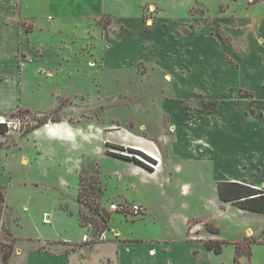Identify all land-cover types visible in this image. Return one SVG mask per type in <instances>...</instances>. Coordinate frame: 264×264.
Returning a JSON list of instances; mask_svg holds the SVG:
<instances>
[{"label":"rangeland","instance_id":"rangeland-1","mask_svg":"<svg viewBox=\"0 0 264 264\" xmlns=\"http://www.w3.org/2000/svg\"><path fill=\"white\" fill-rule=\"evenodd\" d=\"M248 1L254 0H0V122L9 128L0 134V264L13 251L7 228L15 213L22 210L12 229L31 236L51 223L54 209L74 202L89 240L114 237L105 235L112 219L123 236L143 238V247L171 243L187 254V220L191 238L220 236L224 251L214 263L232 264L237 244L235 264H264V214L219 204L216 188L234 170L242 143L232 123L237 130L244 110L264 119V80H253L258 94L234 86L240 77L225 62L240 61L222 52L243 30ZM248 9L261 17L264 0ZM61 119L80 126L91 145L79 173L70 168L64 180L59 157L38 153L48 140L28 135L43 120ZM127 131L133 139L122 136ZM137 136L158 149L156 173L109 153L139 156L128 150L141 145ZM263 148L238 151L236 177L264 189ZM123 196L142 200L146 218L108 210ZM18 242L14 261L25 264L30 241Z\"/></svg>","mask_w":264,"mask_h":264},{"label":"crops","instance_id":"crops-1","mask_svg":"<svg viewBox=\"0 0 264 264\" xmlns=\"http://www.w3.org/2000/svg\"><path fill=\"white\" fill-rule=\"evenodd\" d=\"M258 1L261 0L247 2L248 5L245 8L246 12L244 13L246 18L242 22L243 30L233 36L231 40H227L226 43L222 44V52H224V47L225 50H227V53H234L240 61V65L238 66L229 65L224 61L229 67L233 68L234 72L240 77V82H236L233 85L239 87L243 86L250 89L255 94H258L260 90L253 80L259 78L264 80V15L252 18L249 14L250 9H248V7ZM244 14L241 16H244ZM260 93L264 96V91H261ZM239 117L241 121L236 123L237 130L235 129V122L232 123L234 124L233 133L236 137L242 140L240 145L235 146L237 150L256 149L262 151L261 147H264V119H262V116L252 113L249 110L248 112L244 110ZM206 129L209 132L208 135H211L209 128ZM28 133V135L36 137L39 141H43V139L48 140V144L41 145L38 153L39 155L45 153V155L52 160L59 157L60 162H57L59 173L57 176L62 180L65 179L64 174L68 175V169L70 168H77V173H79L83 159L87 158L90 153V137L85 138L83 129L78 125H73L67 119H61L60 121H46L41 125L30 129ZM125 133H128V131L122 133V136L126 140L133 139ZM135 139L136 143L141 144L138 145L139 147L145 148L149 152L155 154L160 159L159 163H161L162 157L160 158V153L152 141L147 139H143L142 141L138 136ZM201 141L204 142V140ZM208 145V142L205 143V147L208 148ZM60 148H63V151H61ZM238 151L235 155L234 170L231 173L222 175L218 179L236 180L247 183L253 187H259L258 185L254 186L255 183L245 182L236 177L238 171L236 162H239ZM21 159L23 161L27 160L25 157H22ZM136 165L140 168L143 167L138 164ZM156 172L157 171H154L153 168L152 171H150V173ZM74 186L75 191L77 192L78 186ZM61 188L64 189V186L62 185ZM122 198L125 199L124 196ZM122 198L120 200H122ZM138 201L143 202L142 200ZM217 201L219 204H228L229 206L237 208V210H243L229 202H222L219 197ZM12 205L13 208L17 210L15 204ZM222 205L220 206L222 207ZM63 207H66L64 208L65 210L62 207L54 209L58 210L50 216L52 217L51 226H49L51 223H48L47 226L41 225V228H37L36 234L31 236L21 237L12 229L11 224L13 221V225L20 224L18 221L21 220L22 210L20 209V212L15 213L17 217L14 218L13 216L11 224L8 222L9 227L7 226L10 237L15 240L13 251H11L7 259V264H17L15 262L16 260L14 261V258L17 256V253L21 252V249L18 246V240L21 239L29 240L31 245L28 252L24 254L25 264H33V262H35V264H91V261L93 264H224L223 260H219V262L216 263H214L213 260L215 255L222 254L224 248H222L220 252H215L212 248H209L206 245V241L208 240L219 242L220 236H208L206 240L191 238V235L187 233L188 221L186 220V217H183L186 220V229L184 236L181 239V244L184 246V250L187 254L175 252V246L171 243H157V241L151 240L152 243H148L143 247V244H141L143 238L140 236L132 237V235L131 237L123 236L124 234L120 227L114 224L112 219L109 221V228L111 230L105 229V235L107 236L111 233H117L114 237L89 240V238H87L86 227L80 222L78 217L77 203H72L70 208L67 206ZM42 212L44 214L47 211L43 209ZM147 214L148 208H145L144 217L142 219L146 218ZM56 219L58 222H56ZM50 241L71 243L72 247L68 250L55 251L50 250L43 245H37L40 243L47 244V242ZM234 256L235 250L231 253V257L233 258L232 264H235ZM201 257H203V260L200 259Z\"/></svg>","mask_w":264,"mask_h":264},{"label":"trees","instance_id":"trees-1","mask_svg":"<svg viewBox=\"0 0 264 264\" xmlns=\"http://www.w3.org/2000/svg\"><path fill=\"white\" fill-rule=\"evenodd\" d=\"M44 122H46V120H43L42 122L37 123L34 127L39 126ZM8 130L9 128L6 125V123L0 122V134H4ZM128 150L138 152L146 156V154H144L138 149L129 147ZM109 153L122 157V158H126V159L131 158L132 160L142 164L144 167L152 170L150 166H148L146 163L142 162L136 157L128 156V155L116 153V152H109ZM216 188H217V195L222 202H229L233 204L234 206L239 207L243 210L264 214V189L263 188L253 187L247 183L236 181V180H220L217 182ZM80 193H81V190L78 191V198H80ZM261 238L264 241V228L262 230ZM206 245L209 248H212L215 252H220L222 250L221 243L218 241L208 240L206 241ZM237 247L238 245L236 244L234 260H237V257H238ZM9 255H10L9 251H6L2 254L1 260L3 264H7V259Z\"/></svg>","mask_w":264,"mask_h":264},{"label":"built area","instance_id":"built-area-1","mask_svg":"<svg viewBox=\"0 0 264 264\" xmlns=\"http://www.w3.org/2000/svg\"><path fill=\"white\" fill-rule=\"evenodd\" d=\"M132 148L138 149L144 154H146V156H144L139 153V156L137 155V157L139 160L146 163L148 166H149V163H151V166H150L151 168L154 167L153 165H156L159 163L157 157H155L154 154H151L147 150L143 148H138V147L137 148L132 147ZM108 210L112 212L113 211L118 212L128 218H136V217H140L144 215L145 207L139 201L122 199L119 201L113 200L112 202H110L108 204ZM104 237H105L104 232H102L101 238H104Z\"/></svg>","mask_w":264,"mask_h":264},{"label":"water","instance_id":"water-1","mask_svg":"<svg viewBox=\"0 0 264 264\" xmlns=\"http://www.w3.org/2000/svg\"><path fill=\"white\" fill-rule=\"evenodd\" d=\"M134 161V160H133ZM136 164H138V165H140V166H143L142 164H140V163H138V162H136V161H134ZM144 167V166H143ZM146 168V167H145ZM147 170H149V171H152V170H150V169H147Z\"/></svg>","mask_w":264,"mask_h":264},{"label":"bare ground","instance_id":"bare-ground-1","mask_svg":"<svg viewBox=\"0 0 264 264\" xmlns=\"http://www.w3.org/2000/svg\"><path fill=\"white\" fill-rule=\"evenodd\" d=\"M138 147V146H137ZM138 148H141V147H138ZM144 149V148H143ZM149 152V151H148ZM151 154H153L152 152H150ZM155 155V154H154ZM155 157H157L156 155H155ZM157 159H158V162L160 161L159 160V158L157 157ZM153 252V251H152Z\"/></svg>","mask_w":264,"mask_h":264}]
</instances>
